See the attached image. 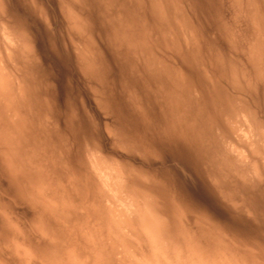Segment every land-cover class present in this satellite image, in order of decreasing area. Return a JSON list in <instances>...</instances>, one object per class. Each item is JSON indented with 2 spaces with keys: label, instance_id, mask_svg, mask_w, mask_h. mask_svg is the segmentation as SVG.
<instances>
[{
  "label": "bare ground",
  "instance_id": "6f19581e",
  "mask_svg": "<svg viewBox=\"0 0 264 264\" xmlns=\"http://www.w3.org/2000/svg\"><path fill=\"white\" fill-rule=\"evenodd\" d=\"M85 1L0 0V264H264L259 1L230 56L188 0Z\"/></svg>",
  "mask_w": 264,
  "mask_h": 264
},
{
  "label": "rangeland",
  "instance_id": "374dc122",
  "mask_svg": "<svg viewBox=\"0 0 264 264\" xmlns=\"http://www.w3.org/2000/svg\"><path fill=\"white\" fill-rule=\"evenodd\" d=\"M256 1H259V2H257V4L264 9L263 0H256ZM9 2L12 4V0H9ZM92 2H94V1L93 0H86L85 1L86 5H88L91 8V10L94 8V6H91V5H96L95 2H94L95 4L92 3ZM137 2H139V3H137ZM87 3H89V4H87ZM136 3H137L136 5H138L137 7H139V9H140V14L144 15V17L147 19V22H148V24L150 26H153V24L151 22L149 23L150 17H149V20L147 18L148 15H149V14H147L148 13V8H149L148 7L149 5L147 4L148 0H146V1L137 0ZM188 3L194 8L196 13L198 14V16L200 18V21L203 23L202 25H204L203 29L207 33V36L212 41L217 43V45L220 48V50H223V52H225L227 54V56H230V54L232 53V50L230 48L226 49L227 46L223 44V38L221 37V35H223L221 31L223 30V31H225L227 33L232 31V33H235L236 35L240 34L239 36H241V39H239L238 42H237L238 50L241 51V52H243V51L245 52L246 46H247L246 45L247 44V39L251 35V33H250L251 32V28H250V24H249V21H248L247 14L244 12L245 11L244 7L242 8V12H238L236 10V8H233L232 0H188ZM142 4H143V6H142ZM139 5H141V6H139ZM7 9L16 18L18 17L19 18V19L17 18L18 20H21V18H23L22 17L23 14L20 11L18 12L16 9H14V6L12 7V5H10V6L7 5ZM29 18H28V21H29ZM150 21H152V20H150ZM131 23L132 22L130 20H128V25L129 26L131 25ZM27 24L29 25V22H27ZM138 28H139V32H140L142 27H138ZM102 31L103 30H102L101 25H100V27H99V36H101V38L99 37V39H100V44L102 45V48H103L104 53H105L104 54L105 59L106 58L109 59V61H108V59H106V61L109 62V63L111 62L109 66L111 67L113 72H116L114 70H117V69L121 68V66L123 65L121 63L122 60L117 56V54H115L114 51H112V49H110V46H109L108 42L106 41L107 39H106V37H105V35H104V33ZM152 35H151V38L154 37V34H152ZM245 38H246V41L243 40ZM101 40H102V42H101ZM105 43L108 46H106ZM58 50L60 52L61 61H58L59 64L53 63L54 62L53 60L51 62L53 64V66H54L55 71H57L58 80H59V86H60L61 90L64 91L66 89V87L68 86V84H69L67 81L68 80L71 81V79H69V77L71 75L70 71H71V68H72V63H71V61L69 59L70 57L67 56V53H66V57H67V59H66V57L61 56V51H60L59 48H58ZM42 51H45V49L43 50V47H42ZM43 54L45 56H47V53H43ZM110 56L112 57V59H111ZM47 58L50 59L48 56H47ZM113 58H115L116 60L113 59ZM114 61L116 62V64H118L117 66H116ZM242 65L246 66L245 63L242 64ZM113 74L116 75L115 73H113ZM114 77H115V80H116L117 77L116 76H114ZM114 77L110 78L109 81H111L110 83H115L116 84V82H118V81L117 80L115 81ZM121 116L125 119V115L124 114L121 115Z\"/></svg>",
  "mask_w": 264,
  "mask_h": 264
}]
</instances>
